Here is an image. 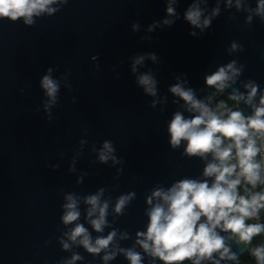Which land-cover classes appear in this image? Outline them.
<instances>
[{
    "label": "water",
    "instance_id": "1",
    "mask_svg": "<svg viewBox=\"0 0 264 264\" xmlns=\"http://www.w3.org/2000/svg\"><path fill=\"white\" fill-rule=\"evenodd\" d=\"M191 2L180 0V19L152 32L147 31L150 24L167 18L166 0H69L60 12L37 19L31 27L0 20V264H57L71 255L56 241L58 229H63L61 188L88 194L118 184L113 197L134 191L136 199L115 225L134 235L146 223V192L162 181L170 185L182 176L200 175L202 162L183 158L182 149L173 151L167 142L166 122L176 110L168 88L176 76L186 73L189 86L199 89L205 87L206 74L237 59L245 65L241 79H254L264 88V24L257 19L249 29L243 27L244 14L237 13L232 21L228 17L235 9L222 10L210 29L193 37L183 18ZM213 6L209 0V9ZM137 21L140 31L133 32ZM233 40L245 51L229 56L226 48ZM144 53L158 57V63L147 60L140 71L154 70L159 95L168 97L166 107L151 108L152 98L135 83L131 57ZM48 67L58 69L56 76L70 73L72 84L71 92L61 88L51 122L40 108L44 97L39 81ZM81 139L88 145L77 173H69ZM104 140H111L125 160L118 178L115 168L92 163L91 146ZM52 164L60 168L54 171ZM80 172L88 175L77 185ZM74 250L85 258L77 264H101L82 248ZM110 264L127 261L118 256Z\"/></svg>",
    "mask_w": 264,
    "mask_h": 264
},
{
    "label": "clouds",
    "instance_id": "2",
    "mask_svg": "<svg viewBox=\"0 0 264 264\" xmlns=\"http://www.w3.org/2000/svg\"><path fill=\"white\" fill-rule=\"evenodd\" d=\"M68 3L69 0H0V20L20 21L31 27L37 19L54 16ZM179 3L180 0H166L167 18L154 21L147 31L174 25L180 19L176 11ZM208 5L209 0H192L187 7L183 18L193 29L189 35L204 34L222 10L235 9L228 17L232 21L238 19L237 13L244 14L243 27L250 29L257 19L264 24V0H255L254 7L251 0H214L211 9ZM131 27L133 32L141 28L138 21ZM244 51V46L235 40L226 48L229 56ZM92 60L98 61L99 57L93 56ZM147 60L158 63L155 53L131 57L135 83L152 98L151 108L166 107L168 97L159 95L154 70L140 71L147 67ZM94 69L100 70L99 63ZM244 70V64L232 59L204 76L205 87L189 86L186 73L176 76V82L169 86L176 110L166 122L168 145L173 151L182 149L183 158L198 159L203 168L199 176H182L170 185L162 181L144 194L146 223L142 230L133 235L115 226L136 199L134 191L113 197L118 184L88 194L59 190L63 229H58L56 241L63 252L71 255L62 257L57 264L83 262L84 256L74 250L78 248L93 258L99 257L101 264H110L118 256L127 264H264V88L254 79H241ZM57 71L48 67L39 81L44 97L40 108L48 122L53 120L52 110L60 103L61 88L72 91L70 73L56 76ZM19 91L24 93L23 88ZM71 102L76 103V97ZM160 111L163 113L164 108ZM87 134L85 129L82 135ZM86 145V139L79 141L69 173H77L76 165ZM90 152L95 155L92 163L115 168L117 178L122 174L125 160L117 156L111 140H104L99 147L93 144ZM50 167L55 171L60 164ZM87 175L80 172L76 184H83ZM128 241L131 243L123 246ZM243 253L246 258L241 259Z\"/></svg>",
    "mask_w": 264,
    "mask_h": 264
},
{
    "label": "trees",
    "instance_id": "3",
    "mask_svg": "<svg viewBox=\"0 0 264 264\" xmlns=\"http://www.w3.org/2000/svg\"><path fill=\"white\" fill-rule=\"evenodd\" d=\"M259 239V238H258ZM244 258H246V255L245 256H243V257H241V259H244Z\"/></svg>",
    "mask_w": 264,
    "mask_h": 264
}]
</instances>
